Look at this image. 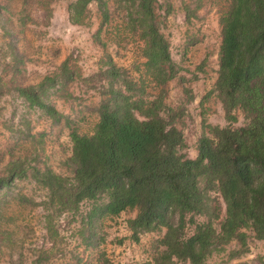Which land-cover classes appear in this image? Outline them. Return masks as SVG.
<instances>
[{
  "label": "trees",
  "instance_id": "trees-1",
  "mask_svg": "<svg viewBox=\"0 0 264 264\" xmlns=\"http://www.w3.org/2000/svg\"><path fill=\"white\" fill-rule=\"evenodd\" d=\"M203 3L197 0L193 9L183 3L187 24ZM219 3L217 79L204 100L222 104L227 125H210L203 118L195 158L188 154L181 126L195 98L191 82L198 75L173 57L164 32L173 13L169 0L165 5L160 0H74L68 5L69 22L76 26L85 25L89 7L96 5L99 28L93 37L102 48L104 30L118 45L123 39L137 45L139 57L130 69L105 53L90 76H83L70 60L29 86L12 88L0 73V104L9 102L14 115L19 102L25 110L17 127L12 123L7 129L15 141L32 145L30 154L11 157L0 173V224L16 222L5 213L12 202L45 211L50 246L32 250L29 264H49L65 256L69 238L63 231H71L78 248L99 251L110 242L108 223L123 213L134 214L125 220L130 235L110 243L121 246L126 239L139 242L144 234H158L153 264H207L233 242L237 246L228 259L242 260L251 240L264 241V0ZM27 19L22 18L23 25ZM9 51L16 71L22 59L12 43ZM175 80L179 94L171 104ZM74 84L100 97L88 109L95 122L87 132L80 122L86 120L85 111L76 121L53 104L54 96L68 101ZM29 113L68 128L71 153L63 162L65 174L39 166L46 132L33 133ZM22 182L45 192L43 200L18 190ZM18 243L14 233L0 228V247L13 252ZM22 256L17 264H25ZM99 258V264H115L101 252ZM253 264H264V254Z\"/></svg>",
  "mask_w": 264,
  "mask_h": 264
},
{
  "label": "rangeland",
  "instance_id": "rangeland-1",
  "mask_svg": "<svg viewBox=\"0 0 264 264\" xmlns=\"http://www.w3.org/2000/svg\"><path fill=\"white\" fill-rule=\"evenodd\" d=\"M72 1L74 0H0V73L10 87L37 84L43 77L57 72L66 60H70L71 64L79 69L83 76H90L97 72L99 61L105 53L112 55L118 65L127 69H130L133 61L139 57L136 44L122 38V45H118L115 36L107 34L105 30L102 33L104 48L95 42L93 36L99 28L96 5L89 7L90 14L85 25H71L67 9ZM166 1L160 0V3L165 5ZM169 1L173 6V13L167 19L164 32L170 40L175 60L186 69L191 70V73L197 67H202L200 72L202 75L199 74L200 79L194 85L195 87L207 78H213L212 71L216 68L220 45L219 12L221 3H219L220 0H204L203 6L197 12V17L187 24L183 3L189 4L193 9L196 7L197 0ZM23 17L28 18L24 25L21 21ZM117 22L115 23L117 24ZM5 32L12 33L14 37L10 38ZM189 39H197L193 43L194 46L188 45L187 40ZM10 43L14 45L15 51L22 59L16 71L13 69L14 62L9 51ZM187 78H190V75ZM170 89L169 98L172 100L176 98L179 91L177 80L170 84ZM70 91L73 92V96L68 101L54 96L53 104L59 111L71 115L72 119L76 121L80 120V111H85L86 120L80 122L82 131L87 132L95 122V116L91 115L88 109L98 103L100 97L95 91L88 90L78 84L71 86ZM19 104L21 106L20 102ZM0 106L1 173L11 157L30 154L32 145L22 140L15 141L7 129V126L12 123L17 127L21 115L25 112L24 108L19 106L16 115H14L13 106L9 102H1ZM27 117L31 120L33 133L46 132L44 149L40 152L39 166L47 165L57 173L65 174L66 169L63 162L69 156L71 148L67 143L69 142L67 141L68 130L65 128V123L49 127L47 119L39 118L37 114L29 113ZM192 119L193 122L184 132L189 147L188 154L191 157L197 154L196 141L204 130L201 118L192 117ZM239 121L242 122V117H239ZM211 122L221 124L218 118ZM222 123L225 124L223 120ZM18 190L27 196H34L37 202L43 200L45 196V192L28 182L20 183ZM5 211L6 216L15 217L16 222H3L0 224V228L14 233V238L19 243L13 252L7 246L0 247V264H17L20 255H23L22 259L25 264H29L33 258L32 250L41 248L43 245L50 246L49 242L45 241V211L41 206L33 209L21 208L16 202H12ZM133 215L132 213H123L108 223L109 227L106 231L110 242L115 237H126L125 235L128 233L125 220ZM63 235L69 238L65 241L67 242L65 256H57L49 264H99L100 252L115 264H151L157 256L155 240L160 236L144 234L140 241L135 243L126 239L121 245H124L123 248L109 242L101 246L99 252L78 248L76 239L70 238L71 231H63ZM236 246V242L231 243L225 252L215 254L207 264H237L240 261L253 264L258 255L264 254V241L251 240L250 251L245 258L229 261L228 252Z\"/></svg>",
  "mask_w": 264,
  "mask_h": 264
},
{
  "label": "crops",
  "instance_id": "crops-1",
  "mask_svg": "<svg viewBox=\"0 0 264 264\" xmlns=\"http://www.w3.org/2000/svg\"><path fill=\"white\" fill-rule=\"evenodd\" d=\"M189 46L192 47V46H194V44L193 45H189ZM187 49H189V48H187ZM218 52H219V50H218ZM217 64H218V54H217L216 68L212 71L213 72V78H211V79L207 78L206 80L202 81L201 84H199V85H197L195 87H194V85L199 82V79H200L199 78V74L202 71V67H201V69H198L200 67H197L196 70L194 71L198 75L197 79L194 80L193 82H191V88L193 90L195 98L189 105H187L188 118H186L185 124L181 126V127H183L184 132L186 131L185 129L188 128V125L193 122L192 117L193 118H195V117L201 118L202 126H203V118L206 119L207 124H212L214 126H221V127H224V126L227 125V121H226V118H225V112H224V110L222 108V104L218 100H215L214 98L209 100L208 102L204 100L205 96L208 94V92H210L212 90V88L214 87V84L216 82V79H217L216 70H217V66H218ZM200 75H202V74H200ZM178 94H179V91H178V93L176 95V98H173L172 100H171V98L168 99V103H171V104L174 103L175 104L177 102ZM190 106L192 107V111H191V107ZM216 118L219 119L221 124L218 125V124H215V123L213 124L211 122V121H214ZM208 119H209V121H208ZM222 120H223V122H225V124L222 123ZM47 124L49 125V127H51L53 125L52 122L49 121V120H47ZM67 130H68V128H67ZM47 132H49V130H47ZM67 139H68L67 141H69L67 143H69L68 145L70 147L71 146V141H70V137H69V130H68V133H67ZM70 153H71V148H70ZM196 156H197V154H196ZM196 156H193V158H195ZM127 233L128 234H126L125 236H129L130 235V232L128 231V229H127ZM123 246H120L119 248H123ZM151 264H153V262Z\"/></svg>",
  "mask_w": 264,
  "mask_h": 264
}]
</instances>
